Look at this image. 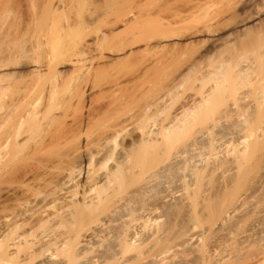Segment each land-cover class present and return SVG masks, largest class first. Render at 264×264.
Wrapping results in <instances>:
<instances>
[{
    "label": "bare ground",
    "instance_id": "1",
    "mask_svg": "<svg viewBox=\"0 0 264 264\" xmlns=\"http://www.w3.org/2000/svg\"><path fill=\"white\" fill-rule=\"evenodd\" d=\"M250 19L102 134L61 203L6 218L0 264H264V31ZM193 70L207 88L172 91Z\"/></svg>",
    "mask_w": 264,
    "mask_h": 264
},
{
    "label": "rangeland",
    "instance_id": "2",
    "mask_svg": "<svg viewBox=\"0 0 264 264\" xmlns=\"http://www.w3.org/2000/svg\"><path fill=\"white\" fill-rule=\"evenodd\" d=\"M256 1L0 0V226L61 203L68 171L97 165L89 154L104 133L137 117L190 59L233 45L237 22L258 15L248 26L264 31V0ZM193 71L172 91L207 88Z\"/></svg>",
    "mask_w": 264,
    "mask_h": 264
}]
</instances>
